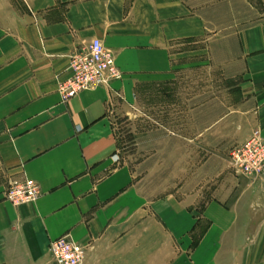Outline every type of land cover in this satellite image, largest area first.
<instances>
[{"label": "crops", "instance_id": "obj_1", "mask_svg": "<svg viewBox=\"0 0 264 264\" xmlns=\"http://www.w3.org/2000/svg\"><path fill=\"white\" fill-rule=\"evenodd\" d=\"M261 1L236 33L240 141L264 135ZM204 24L195 0H0V264H55L48 243L62 234L85 247L83 264H264V174L200 204L198 193L148 197L117 160L113 109L168 79L174 45ZM93 37L122 77L62 100L69 53ZM22 175L39 192L14 204L4 190Z\"/></svg>", "mask_w": 264, "mask_h": 264}, {"label": "rangeland", "instance_id": "obj_2", "mask_svg": "<svg viewBox=\"0 0 264 264\" xmlns=\"http://www.w3.org/2000/svg\"><path fill=\"white\" fill-rule=\"evenodd\" d=\"M195 2L203 34L177 41L171 76L138 87L132 105L113 109L112 116L117 160L129 166L145 195L198 193L203 204L222 187L235 192L243 175L229 159L243 122L235 110L242 98L236 33L263 10L261 0Z\"/></svg>", "mask_w": 264, "mask_h": 264}, {"label": "built area", "instance_id": "obj_3", "mask_svg": "<svg viewBox=\"0 0 264 264\" xmlns=\"http://www.w3.org/2000/svg\"><path fill=\"white\" fill-rule=\"evenodd\" d=\"M70 74L60 79L57 90L62 100L78 91L96 85H108L111 79L122 77L112 52L98 37L69 53ZM111 108V107H110ZM234 170L248 177L264 174V135L253 129L248 136L235 143L229 153ZM39 190L36 182L25 176H14L7 180L4 197L14 204L35 199ZM85 247L67 234L52 238L48 251L55 264H83Z\"/></svg>", "mask_w": 264, "mask_h": 264}]
</instances>
